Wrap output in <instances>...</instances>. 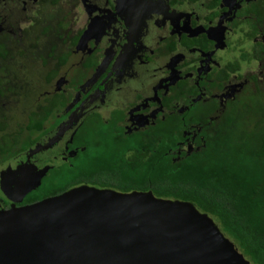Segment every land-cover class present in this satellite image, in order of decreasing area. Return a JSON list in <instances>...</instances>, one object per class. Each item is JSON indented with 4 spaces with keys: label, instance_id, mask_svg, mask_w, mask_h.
Segmentation results:
<instances>
[{
    "label": "flooded vegetation",
    "instance_id": "obj_1",
    "mask_svg": "<svg viewBox=\"0 0 264 264\" xmlns=\"http://www.w3.org/2000/svg\"><path fill=\"white\" fill-rule=\"evenodd\" d=\"M19 1L22 5L13 1V7H21L23 25L43 15L39 0ZM72 2L74 12L62 19L67 22L62 28L66 42L54 37L56 52L47 51L51 63H40L34 75L39 83L40 79L44 81L43 89L27 100L0 98V120L4 116L6 121H22L20 125L24 126L33 117L41 118L38 113L48 109L43 106L49 103L51 111L42 115L47 119L41 129L54 124L32 145L0 153V177L2 172L10 173L11 181L7 198L1 193L0 209L26 204L24 197L38 186L27 191L20 201L9 198H20L26 180L36 175L34 171L26 172V160L38 169L46 168L41 181L51 175V168L67 167L69 156L83 147L73 145L81 137V127L95 124L101 129L103 123L127 133L149 128L158 118L181 117L191 111L198 120L187 124L184 139L179 141L180 149H191L196 136L202 138L208 126L213 129L232 100H250L248 85L254 89L256 82L264 83V0ZM77 30L80 32L75 47H70ZM85 30L86 42L79 43ZM14 33L26 50L25 39L32 40L34 33L24 28ZM8 35L0 25L4 44L9 41ZM64 53L67 57L60 64L58 60ZM8 68L11 74L12 66ZM52 73L53 80L47 82ZM6 77V83H10L11 77ZM7 92L15 94L9 88ZM32 110L38 113L32 114ZM24 133L25 129H18V135ZM38 145L42 146L37 148Z\"/></svg>",
    "mask_w": 264,
    "mask_h": 264
},
{
    "label": "trees",
    "instance_id": "obj_2",
    "mask_svg": "<svg viewBox=\"0 0 264 264\" xmlns=\"http://www.w3.org/2000/svg\"><path fill=\"white\" fill-rule=\"evenodd\" d=\"M39 2H42L38 6L42 7L39 11L43 15L38 14L24 24V29L34 33L32 40L25 39L28 44L26 50L16 34H11L5 44L0 38V59L10 57L15 66L11 72L14 82L6 83L8 64L2 62L0 65V98L15 96L27 100L37 96L43 89L41 83L44 81L40 79L39 83L38 78L29 79L30 74H38L34 68L37 70L40 63L44 66L51 63L47 58L56 52V35L66 42L67 36L62 31L67 26V22L62 20L67 16L63 5L66 0ZM76 32L70 39V47H75L80 30ZM38 48L50 49L42 52ZM11 49L17 51L11 55ZM49 50L50 54L47 53ZM66 57L65 53L61 55L59 63H64ZM52 76L53 73L49 74L46 81L51 82ZM8 88L15 94L10 95ZM253 93H262L257 82ZM249 103L232 100L216 119L214 128L208 126L202 138L196 136V143L191 149H180L179 144L184 139L183 130L187 124L197 119L191 111H186L181 117L170 115L158 118L149 128L127 133L110 129V124L103 123L101 129L91 134H86L81 127V137L73 145L83 147L69 156L65 163L67 167L59 170L51 168V175L43 177L41 183L26 194L23 203L60 194L80 184L121 191L151 189L156 196L192 202L212 217L222 233L250 263L264 264V168L262 172L260 168L264 165V108L259 109V106ZM48 105L43 106L48 109L39 113L32 110V114L38 113L41 118L33 117L24 122V126L20 125L22 121H6L2 116L0 153L10 152L16 146L23 149L32 145L42 133L53 129V123L41 129L47 119L42 115L51 111V105ZM237 113L239 120L246 121L242 124L243 128L234 124ZM219 126L225 127L226 131L217 133ZM23 128L25 133L18 135V129Z\"/></svg>",
    "mask_w": 264,
    "mask_h": 264
},
{
    "label": "water",
    "instance_id": "obj_3",
    "mask_svg": "<svg viewBox=\"0 0 264 264\" xmlns=\"http://www.w3.org/2000/svg\"><path fill=\"white\" fill-rule=\"evenodd\" d=\"M78 42H86V30ZM25 164L36 175L26 180L20 198L8 196L13 202L39 185L46 169ZM9 176L0 177L5 194ZM0 264L252 263L188 200L156 196L151 189L80 184L0 209Z\"/></svg>",
    "mask_w": 264,
    "mask_h": 264
},
{
    "label": "rangeland",
    "instance_id": "obj_4",
    "mask_svg": "<svg viewBox=\"0 0 264 264\" xmlns=\"http://www.w3.org/2000/svg\"><path fill=\"white\" fill-rule=\"evenodd\" d=\"M6 1V2H5ZM17 2L16 5L20 4L22 5V2L19 1V0H0V25L2 27V31L6 32L7 35L8 33H13L12 35L16 34L14 32H17L19 30V28H24V25H23V20H21V15H20V12L22 11L21 7H18V8H14V2ZM68 2V3H67ZM70 3H73L72 0H66V3L63 2L64 4V10L67 11V13L71 14V12H74V10H71V4ZM11 8V9H10ZM71 10V11H70ZM14 12H16L18 14V18H16V15L14 14ZM13 14H14V18H13ZM68 14V15H69ZM11 35V34H10ZM10 35H8V39L10 38ZM13 37V36H12ZM3 40V38H2ZM8 42V41H6ZM12 50V49H11ZM17 50H12L11 51V55H13ZM28 53V52H25V54ZM9 55V54H8ZM10 57H8V59H6L5 61H1L0 59V65L2 62H5L7 63L8 65L12 66V69H15V66L14 64L11 62L12 59H9ZM2 59V60H4ZM37 73H38V70H37ZM8 77H11L10 80L11 82H14L13 80V74H9V73H6ZM30 77L29 79H32L34 77V75L30 74ZM261 89H262V93L261 95H258V94H255L253 93V87L252 85H248L246 87L247 90H245V92L247 91L248 92V95H249V101L251 102V106H254V105H257L259 106V109H262L264 108V83L261 82ZM7 97V96H6ZM5 97V98H6ZM238 114V117L235 118L234 120V124L238 127V128H243L242 124L246 123V121H242V120H239V113ZM251 116V114H249ZM249 118V117H248ZM241 124V125H239ZM96 125L94 124L93 126H90V127H84L83 130L86 131V134H91L92 132H95L96 130H98V127L95 128ZM95 128V129H94ZM217 133H222V132H225L226 131V128L225 127H221L219 126L217 129H216ZM236 140V139H235ZM11 148V147H10ZM252 148V147H251ZM251 148H249L250 150H252ZM62 162H59L58 164H61ZM261 172L264 168V165H261ZM2 172V170H1ZM66 176V175H64ZM67 177V176H66ZM65 178V177H63ZM0 188H1V185H0ZM0 197H1V193L4 197L7 198V195L5 194L4 191H2V189L0 190ZM5 198V199H6ZM2 200V199H1ZM0 200V202H1ZM212 218V217H211ZM215 222V221H214ZM216 223V222H215ZM217 224V223H216ZM220 229V228H219Z\"/></svg>",
    "mask_w": 264,
    "mask_h": 264
},
{
    "label": "bare ground",
    "instance_id": "obj_5",
    "mask_svg": "<svg viewBox=\"0 0 264 264\" xmlns=\"http://www.w3.org/2000/svg\"><path fill=\"white\" fill-rule=\"evenodd\" d=\"M203 107V106H202ZM207 107V106H206Z\"/></svg>",
    "mask_w": 264,
    "mask_h": 264
}]
</instances>
